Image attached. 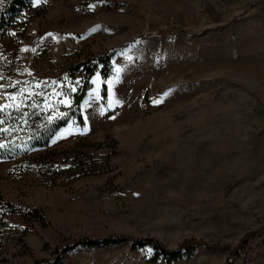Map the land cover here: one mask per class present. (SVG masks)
I'll return each mask as SVG.
<instances>
[{
  "label": "rangeland",
  "instance_id": "rangeland-1",
  "mask_svg": "<svg viewBox=\"0 0 264 264\" xmlns=\"http://www.w3.org/2000/svg\"><path fill=\"white\" fill-rule=\"evenodd\" d=\"M26 1L10 14V0H0V110L31 99L63 117L85 80L70 69L116 53L112 74L90 79L84 124L70 120L30 153L74 149L58 161L104 172L49 186L22 167L25 158L0 160L4 197L40 208L50 223L8 216L0 264L54 259L77 239L109 235L236 246L263 227L264 0ZM228 259L264 264V233L231 257L200 246L169 260L125 242L72 248L56 264Z\"/></svg>",
  "mask_w": 264,
  "mask_h": 264
},
{
  "label": "trees",
  "instance_id": "trees-1",
  "mask_svg": "<svg viewBox=\"0 0 264 264\" xmlns=\"http://www.w3.org/2000/svg\"><path fill=\"white\" fill-rule=\"evenodd\" d=\"M26 0H10L6 7V11L10 14H16L18 11L27 7ZM5 12L0 16V32L7 25ZM116 51L96 57L93 61H83L76 64L70 69L71 74H83L85 80L82 86L74 95L73 107L70 112L59 118H51L50 112L44 109L40 103L33 102L29 99L25 105L13 108H4L0 110V160L3 159H19L22 161V167L33 174L43 183L49 186H58L67 184L70 180H76L86 175L97 174L100 172L94 166H83L78 163L74 165L69 163L63 165L58 161V157L62 154L68 155L74 153V149L68 151H49L39 155H30L34 149H46L54 137V135L70 120H76L78 124H84V116L82 113V103L89 90L91 77L100 69L101 75L107 79L112 74V59ZM14 92L16 88L12 89ZM102 96L104 101L107 98V85H102ZM101 144L93 143L91 146H100ZM67 178L68 181H65ZM18 214L22 218L35 219L42 223L43 226H49L45 215L40 208H22L6 199L0 191V224L6 223V218L11 215ZM264 233L263 227L247 232L238 242L236 246L230 244H208L204 241L196 239H187L177 248H170L161 240L147 237L134 238L127 235H109L101 238L85 237L73 241L66 246L64 251L76 247H96L109 244H120L131 242L136 246H152L158 255H163L169 260H175L184 252L193 253L200 246L210 250H218L228 253L231 257L239 252L251 237H256ZM63 250H58L54 259H38L31 264H56L62 260ZM158 257V256H157ZM157 257L153 259L157 260ZM230 263L228 259L227 264Z\"/></svg>",
  "mask_w": 264,
  "mask_h": 264
},
{
  "label": "snow or ice",
  "instance_id": "snow-or-ice-1",
  "mask_svg": "<svg viewBox=\"0 0 264 264\" xmlns=\"http://www.w3.org/2000/svg\"><path fill=\"white\" fill-rule=\"evenodd\" d=\"M90 7H91V5H90ZM153 103H159V101H153ZM3 145H0V147H2Z\"/></svg>",
  "mask_w": 264,
  "mask_h": 264
}]
</instances>
